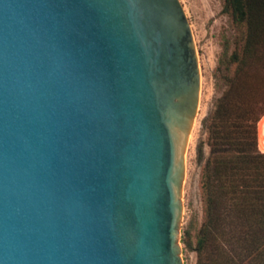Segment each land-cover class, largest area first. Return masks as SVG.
I'll return each mask as SVG.
<instances>
[{"label": "water", "instance_id": "obj_1", "mask_svg": "<svg viewBox=\"0 0 264 264\" xmlns=\"http://www.w3.org/2000/svg\"><path fill=\"white\" fill-rule=\"evenodd\" d=\"M200 81L179 0H0V264H184Z\"/></svg>", "mask_w": 264, "mask_h": 264}, {"label": "trees", "instance_id": "obj_2", "mask_svg": "<svg viewBox=\"0 0 264 264\" xmlns=\"http://www.w3.org/2000/svg\"><path fill=\"white\" fill-rule=\"evenodd\" d=\"M222 12L231 34L201 122L199 148L212 157L202 175V222L193 235L183 230L181 244L195 264H264V0H223Z\"/></svg>", "mask_w": 264, "mask_h": 264}, {"label": "rangeland", "instance_id": "obj_3", "mask_svg": "<svg viewBox=\"0 0 264 264\" xmlns=\"http://www.w3.org/2000/svg\"><path fill=\"white\" fill-rule=\"evenodd\" d=\"M189 22L200 70V94L197 115L185 154V176L182 188L183 213L180 238L184 229L192 235L202 222V175L212 157L206 146L201 122L212 108L215 97L213 73L222 50L224 38L231 34L228 17L222 12L223 0H179ZM201 149V150H200ZM208 170V169H207ZM184 264H195V254L183 252Z\"/></svg>", "mask_w": 264, "mask_h": 264}]
</instances>
